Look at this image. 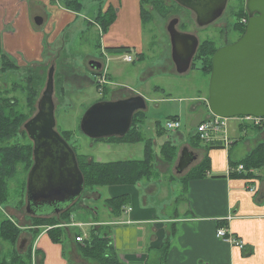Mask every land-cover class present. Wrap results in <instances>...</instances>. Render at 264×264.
I'll list each match as a JSON object with an SVG mask.
<instances>
[{
  "label": "crops",
  "instance_id": "1",
  "mask_svg": "<svg viewBox=\"0 0 264 264\" xmlns=\"http://www.w3.org/2000/svg\"><path fill=\"white\" fill-rule=\"evenodd\" d=\"M86 2L89 3V11H92L90 6L96 7L91 19L82 15ZM109 16H112V21ZM104 17L110 19L105 22H112L106 30L100 24ZM37 18H41V26L35 24ZM83 20L91 27L86 28L88 36L91 29L96 36L95 40L92 37L93 52L87 51L85 60L86 73L93 80L88 76L76 75L72 81L77 82L79 88L86 84L96 86L97 75L103 74L105 77L99 82L100 88L106 92L104 96L112 94L110 101L139 96L138 93L127 92L128 87L121 85L124 78L135 76L136 66L128 75H124L125 70L120 66L125 63L126 55L144 57L141 0H0V68L3 55L15 66L14 70L22 71L56 60L67 47L63 39L66 33L78 25L81 26V33L85 32ZM91 62L101 64V69L92 68ZM139 63H142L140 59L133 65ZM152 76L150 73L144 78ZM121 87L125 90L118 89ZM155 90H160V86H156ZM141 112L146 117L138 123L141 141L118 143L105 139L94 142L105 144V149L111 151L128 145L133 147L130 148L132 158L141 154L144 157L146 142L151 140L153 144L156 136L160 137L165 130L153 123L151 131L154 133L150 139L146 138L144 129L149 125L148 114L146 110ZM210 114L201 122L208 119ZM195 134L189 135L184 148L193 152L197 159L182 174L176 168L184 149L178 150L177 145L171 142L176 147L174 165L168 164L161 154L157 159V169L153 162L150 177L135 186L113 185L96 191L95 202L85 209L86 216L72 212L67 222H61L59 226L65 237L68 232L74 236L72 230L76 234H89L91 229H96L94 224L101 223L102 232H99H107L123 264H161L162 249L165 247L168 249L165 264H264V168L252 170L254 178L231 176L230 171L231 164L239 163L264 143V130L247 129L239 124L232 129L227 127L226 136L231 142L228 148L219 142L201 143L195 147ZM137 147L141 148L138 150ZM89 157L98 163L142 160L102 161ZM205 159L208 160L207 175L187 182L188 173ZM155 174L159 175L157 181L153 179ZM164 174H169V183L178 184L177 189L165 188L162 182L165 178L161 180ZM144 181L147 183L142 186ZM253 186L258 189L256 195L249 191ZM123 196L127 204L122 211L115 213L107 201ZM102 202L104 205L100 209L97 206ZM90 215L92 221H87L85 218ZM124 216L126 219H123ZM221 227L229 228L235 237L240 238L245 243L246 252L217 238L216 232ZM24 240L29 241L27 238ZM35 242L30 264H71V249L78 246L75 240L54 242L46 231H42Z\"/></svg>",
  "mask_w": 264,
  "mask_h": 264
},
{
  "label": "rangeland",
  "instance_id": "2",
  "mask_svg": "<svg viewBox=\"0 0 264 264\" xmlns=\"http://www.w3.org/2000/svg\"><path fill=\"white\" fill-rule=\"evenodd\" d=\"M245 2V0H230L223 16L219 20L207 27H199L195 23V15L189 10L175 4L173 0L141 1L145 53L143 54V58L133 57V62H130V64L125 62L126 64L123 63L120 66L125 70L124 75L130 74L134 66H136V69H134L135 76L132 75L130 78H124L121 85L128 87L127 92L132 91L140 94L139 96H142L147 103L146 112L148 114L147 120L149 125L144 129L146 132L145 137L149 139L152 137L154 133L151 131L153 123L158 124L161 130H165L160 137L156 136L157 138H155L152 144L153 162H155L154 166L156 169L159 165L157 159L161 157V144L165 141H170V143L172 142L177 145L178 150L185 149L184 146L187 143L186 140L189 138V135L191 133L193 135L196 132L197 125L210 113L208 109V89L211 74L209 73V69L206 71L202 70L204 64L208 68L210 62H204L203 56L200 57V47L203 43H207L210 47L219 49L238 41L245 33L243 29L246 26L247 16L241 14L240 17V11L246 10ZM88 7L89 3L86 2L82 15L83 17H87V19H91L94 17L92 12H95L96 7L90 6L92 11H89ZM175 18L179 20L178 31L195 35L199 38L200 42L192 67L184 75L176 74L170 55L171 45L167 27ZM82 22L85 32L81 33V26L78 25L77 28L72 29L73 31L66 33L67 36L63 39H65L67 47L56 60H52L47 65L41 67H32L29 70H17L0 74V98H5L6 96L7 98H15L17 100V110L25 118H28L24 122L25 124L37 113V105L45 91L48 72L53 64L55 69L53 100L55 104L56 130L67 141L70 147L74 149L76 155L83 154L88 156V162L91 160L89 156L96 160L101 159L102 161L123 159L143 160V154L137 158H132L134 156H131L130 148L133 147L127 145L111 151L105 149V144L99 145V143L87 138L80 131V121L85 111L94 103L110 101L109 99L112 97V94L104 96L107 94L104 89L100 88L99 82L105 77L103 74L98 73L99 75H97L95 80L96 86L86 84L83 88H79L77 82L72 81L73 76L75 77L76 75L90 77L85 70V60L87 51L93 52L92 41L95 40L96 36H94L95 32L92 29L90 30L91 34L88 36V29L91 27L86 21L83 20ZM139 59L142 63L133 65ZM149 72L153 74L151 78H147L150 74ZM145 75H147L146 78H144ZM136 77H138V80H136ZM90 78L93 80L92 76ZM14 85L19 87V89L12 91ZM156 86H160V90H155ZM27 87L31 89L28 92L25 91ZM118 89L125 90L124 87ZM5 90L10 91L9 95L3 94ZM124 94L126 95L127 93ZM172 117L178 118L181 125L179 130H166V123L171 121ZM212 117L210 114V117L206 120H210ZM238 123L239 121L229 119L226 124L227 127L232 129ZM24 124L19 129L16 139L12 140L11 143L17 141L22 144L32 145V156L30 155L26 160L17 163L14 176L10 179L9 195L6 197L7 199L1 200L0 204V221L2 219H11L20 227L21 234L15 244H9L0 240L1 261L11 260V255L14 252L23 253L25 256L29 255L30 258L34 257L32 251L35 248L36 239L39 238L42 231L49 232L50 229L47 227H53L40 226L38 219H34L25 211L27 179L34 160L33 143L24 129ZM245 128L253 129L254 127ZM255 129L264 130V125L255 126ZM152 139L154 140V138ZM137 148L139 150L141 147ZM174 162L175 157L172 162L168 161L167 163L174 165ZM158 176L155 174L153 179L157 181ZM167 177H169V174L161 175V180L165 178V180H162L165 188L168 189L170 187L171 190L172 188L177 189L178 184L169 183ZM146 183L147 181H144L142 186H145ZM98 190L100 189L98 188ZM95 192L90 193L85 188L82 196L73 205L70 212H77L81 213L83 217L86 216L85 209L89 208L87 207L88 205L90 206L95 202V194H97ZM103 205L102 202L97 207L101 209ZM54 218L57 219L56 222L58 223L67 222L69 219L66 215L60 216V214L55 215ZM85 219L92 221L91 215ZM123 219H126V216ZM100 224H94V226L102 232ZM74 231L72 230L74 236L68 232L66 238L63 233L61 239L65 242L69 240L74 241L76 236V232ZM26 238L29 241L26 242L24 250L21 251L19 248L21 241ZM52 238L54 240L57 238L55 232ZM71 250V264H97L85 259L78 246L73 247Z\"/></svg>",
  "mask_w": 264,
  "mask_h": 264
},
{
  "label": "water",
  "instance_id": "3",
  "mask_svg": "<svg viewBox=\"0 0 264 264\" xmlns=\"http://www.w3.org/2000/svg\"><path fill=\"white\" fill-rule=\"evenodd\" d=\"M195 15L199 27L216 22L229 0H173ZM249 20L244 35L235 43L219 48L212 57L208 89V109L221 119L264 117V0H247ZM35 24L42 25L41 18ZM179 20L167 27L171 59L178 75L192 67L199 48L197 36L180 32ZM92 68L101 64L91 62ZM55 69L51 67L37 113L24 124L33 143V166L29 172L25 211L31 217H50L69 209L82 196L84 176L77 156L56 130L54 96ZM146 110V101L135 96L117 101H100L91 105L80 121V131L91 140L123 138L132 128L134 115ZM197 156L184 149L177 172H184ZM264 196V190L262 191ZM26 240L22 241V250Z\"/></svg>",
  "mask_w": 264,
  "mask_h": 264
},
{
  "label": "trees",
  "instance_id": "4",
  "mask_svg": "<svg viewBox=\"0 0 264 264\" xmlns=\"http://www.w3.org/2000/svg\"><path fill=\"white\" fill-rule=\"evenodd\" d=\"M142 1V0H141ZM247 15L246 10L240 11V17ZM106 18V19H105ZM111 20H110V19ZM104 17L101 20V26L104 30L112 23L105 22L107 19L112 21V16ZM246 26H244L245 32ZM218 49L210 47L209 44L203 43L200 47V57L203 56L204 62L209 61L210 64L207 68L206 64L202 67L203 71L209 69L211 74L212 57ZM197 56V54H196ZM198 57V58H200ZM15 66L9 61L6 56H2L0 74L6 72L17 71L14 70ZM29 70V69H28ZM16 85V84H15ZM14 85L12 91H16L19 87ZM30 88H26L25 91H30ZM10 91L5 90L3 94L9 95ZM18 102L15 98H0V204L1 200L7 199L9 195V184L10 179L13 177L17 163L26 160L32 156V145L22 144L20 142L11 143L12 140L16 139L17 134L21 126L28 119L17 110ZM143 112H137L134 115L132 128L130 132L123 138H110L101 139L94 141H113L118 143H136L141 141L140 134L138 133V123L145 119ZM170 120H177L176 117H172ZM201 123V122H200ZM255 129V128H253ZM195 147L199 146L202 142L200 141L197 134L194 136ZM74 150V149H73ZM176 147L173 146L170 141H167L161 147V154L167 159V161L173 160L175 157ZM75 152V151H74ZM76 154V152H75ZM78 160L79 168L84 176L85 188L88 192L93 193L96 190L113 186V185H131L135 186L144 178L150 177L153 168V151L151 140L146 142L145 145V156L141 161H122L114 163H98L94 160L88 162V156L83 154L76 155ZM239 165H242L245 169L244 173L231 172L232 175L246 178H254L255 175L250 173L251 170H260L264 168V143L259 144L251 153H249L239 163L231 164L230 168L236 169ZM208 172V160H204L197 167L193 168L187 175L186 181L203 178ZM108 205L112 207L115 213H119L126 206L127 199L123 196L120 198H114L108 200ZM26 203V201H25ZM74 205V204H73ZM73 205L65 212L61 213V216L71 217V209ZM38 219L40 226H53L49 230L48 234L54 242L61 243L63 237L62 228L59 226L61 223L56 222L57 219L53 217H33ZM51 223V224H49ZM57 234V238H52V235ZM21 234L20 227L11 219H2L0 221V240L9 244H15ZM78 235V234H76ZM78 247L83 253L85 259L97 264H123L118 259L114 246L111 242L107 233H100L97 229H91L87 240L83 244H78ZM165 247L162 249V262L165 264L166 251ZM246 252V250H244ZM249 254V252H247ZM11 260H0V264H30V256H25L23 253H13ZM11 262V263H10Z\"/></svg>",
  "mask_w": 264,
  "mask_h": 264
},
{
  "label": "built area",
  "instance_id": "5",
  "mask_svg": "<svg viewBox=\"0 0 264 264\" xmlns=\"http://www.w3.org/2000/svg\"><path fill=\"white\" fill-rule=\"evenodd\" d=\"M247 23V21H246ZM134 59L130 55H126L124 57V62L130 63L133 62ZM229 119H221L218 117H212L210 120L203 121L199 123L196 127V134L198 135L200 141L205 144H214L221 143L225 148H228L231 145V142L227 138V122ZM231 120L239 121V125L243 128L245 127H254L264 125V117L256 118L251 116L245 117H237L232 118ZM255 125V126H254ZM181 127L180 122L178 120H171L166 123V130L168 131H176ZM262 127V126H261ZM231 172H236L238 174L244 173L245 169L242 165H239L236 169L230 168ZM252 173V170L250 171ZM250 193L256 195L258 189L256 187H251L249 189ZM77 226V225H75ZM81 226V225H79ZM50 229V228H49ZM88 235L86 232H81L80 234L75 236V243L83 244ZM217 238L224 240L225 242L235 246L239 250H245V243L240 239L235 237L229 230V228L221 227L216 232Z\"/></svg>",
  "mask_w": 264,
  "mask_h": 264
},
{
  "label": "flooded vegetation",
  "instance_id": "6",
  "mask_svg": "<svg viewBox=\"0 0 264 264\" xmlns=\"http://www.w3.org/2000/svg\"><path fill=\"white\" fill-rule=\"evenodd\" d=\"M229 1H230V0H229ZM245 1H247V0H245ZM228 3H229V2H228ZM175 4H176V3H175ZM245 5H246V2H245ZM246 12H247V11H246ZM223 14H224V13H223ZM247 15H248V13H247ZM222 16H223V15H222ZM222 16H221V17H222ZM221 17H220V18H221ZM220 18H219V19H220ZM219 19H218V20H219ZM248 20H249V15H248V17H247V23H248ZM214 23H215V22H214ZM247 23H246V25H247ZM198 39H199V38H198ZM199 43H200V42H199ZM195 57H196V56H195ZM21 244H22V241H21ZM21 244H20V245H21Z\"/></svg>",
  "mask_w": 264,
  "mask_h": 264
},
{
  "label": "bare ground",
  "instance_id": "7",
  "mask_svg": "<svg viewBox=\"0 0 264 264\" xmlns=\"http://www.w3.org/2000/svg\"><path fill=\"white\" fill-rule=\"evenodd\" d=\"M146 108H147V103H146Z\"/></svg>",
  "mask_w": 264,
  "mask_h": 264
}]
</instances>
